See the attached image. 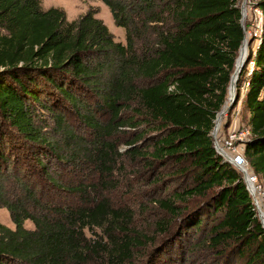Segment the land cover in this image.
Masks as SVG:
<instances>
[{
	"label": "trees",
	"instance_id": "1",
	"mask_svg": "<svg viewBox=\"0 0 264 264\" xmlns=\"http://www.w3.org/2000/svg\"><path fill=\"white\" fill-rule=\"evenodd\" d=\"M241 1L103 0L126 29L122 44L96 11L70 21L41 0H0V208L16 226L0 223V264H131L139 248L152 244L132 228V213L91 198L94 186L71 185L52 170L54 164L60 172L72 163L77 168L83 158L82 171L89 165L90 173L109 174L117 154L112 138L140 127V116L146 131L127 146L145 170L166 172L157 179H167L166 196L155 204L182 222L179 237L189 252H213L221 264H264V228L244 177L218 155L212 136L245 37ZM251 1L263 12V33L250 38L228 115L241 102L247 123H239L251 130L245 155L264 180V0ZM42 85L75 108L96 134L93 144L56 113ZM39 110L54 117V128ZM123 110L135 118L124 119ZM59 193L86 201L61 204ZM158 229L167 233L162 222Z\"/></svg>",
	"mask_w": 264,
	"mask_h": 264
},
{
	"label": "rangeland",
	"instance_id": "2",
	"mask_svg": "<svg viewBox=\"0 0 264 264\" xmlns=\"http://www.w3.org/2000/svg\"><path fill=\"white\" fill-rule=\"evenodd\" d=\"M41 1L45 10L52 7L63 9L70 21L79 19L81 16L91 10L96 11L97 17L105 23L110 32L114 35L115 41L122 44L126 43V29L118 27L115 24L111 12L109 8L103 3V0ZM256 20L257 18L255 17L254 12H250V16L245 22V27L247 24L250 25V28L247 30L253 36L250 37L249 34L250 38H255L254 30L257 28ZM249 37H247V40L250 42ZM257 43L259 42L257 41L253 44V49L256 48ZM251 46L252 44H250L248 47L246 56L247 58L245 57L246 61L248 59ZM242 57L243 53H241L239 57V63L241 62ZM251 67H253L252 64L249 66V68ZM40 88H43L42 90L49 92L50 101L55 102L53 107H55L56 113H60L61 111L63 112L69 127L73 129L78 136L85 137L87 145L90 146L93 144L94 139H92V136L94 137L96 134L91 128L84 124V121H82L81 118L77 116L76 112L74 111L75 108H73L69 102L64 101L62 96L53 89H49L44 85L40 86ZM245 92L246 88L242 87L241 100L243 99ZM88 95L89 94L87 93V96ZM60 99H62V103L60 102ZM96 101L97 98L96 100H92V102H90L89 109L91 112L95 110L94 104H96ZM241 105V102H239L236 109L237 112L229 115L227 118L228 123H230L232 119H235L238 122L240 121L241 125L247 123L246 115L244 112H242ZM39 114L40 118L44 122L51 124L50 127H55L53 121L54 117H52V115L49 113L45 114L41 110H39ZM121 116L127 120L130 118H135L134 113H132L130 110H123ZM110 118L111 117L108 114L105 117L102 116V118L99 116V120L103 124L107 123ZM136 120L141 123L140 127H128L123 131H119L112 138V143L116 146L117 154L111 157L112 162L110 165H108L111 168L109 174L105 173L102 177V175H99L97 172L90 173L89 171L91 169L89 165H85V167H83L84 171H82L81 164L82 162H85V159L83 158L81 162H76L78 169L75 168V164L72 163V165L66 166L65 169L63 168L64 171L60 172L57 171V168L60 169V167H57L54 164L52 165L53 172L56 173V175L60 174L61 179L71 185L79 186L84 182L86 185L94 186L96 190L90 195L91 198L102 196L103 198L107 199L115 209L129 211V213H132L134 216L132 228H134V230L139 233L149 236L152 240V244L143 248H139L136 251L135 258L131 264H221L219 263L220 259L216 258V254L213 252L204 251L200 253L199 250H194V253L189 252L190 247H188L186 244L185 238L181 239V237H179L178 231L182 222L181 224L179 223L180 221L177 220L173 222L172 217L167 215L163 210L160 209L159 206L155 204L156 198H163L166 196L165 188L167 186V179L162 182L164 179L163 176H166V172L157 171L154 173L145 170L143 161L136 158L132 154V150H130L127 146L128 140L136 138L139 133H142L143 130L146 131L145 125H142V117H137ZM0 122H3L1 117ZM45 124L41 123L40 125ZM2 128L3 126H1V129ZM4 129L6 130L5 126ZM45 132L49 133V129L45 130ZM51 134L54 138L60 139V134L54 135L53 131ZM11 135L6 136L5 138L8 142L10 137L12 139ZM31 164H33L32 160ZM158 178L163 179H160V182H158ZM179 185H183L182 180L179 181ZM54 196H56V200H58L61 204L79 206L80 203L86 201L81 199V197L76 194L59 193L58 195ZM87 200H90V198ZM161 222L163 223V228L165 229L163 231H166L167 233H163L158 229V223ZM0 223L13 230L16 227L12 221L10 212L5 208H0ZM25 227L28 229H34V225L31 221H26ZM88 235L92 236L91 233ZM237 264H245V260L241 259Z\"/></svg>",
	"mask_w": 264,
	"mask_h": 264
},
{
	"label": "built area",
	"instance_id": "3",
	"mask_svg": "<svg viewBox=\"0 0 264 264\" xmlns=\"http://www.w3.org/2000/svg\"><path fill=\"white\" fill-rule=\"evenodd\" d=\"M255 3V1L252 2L251 0H242L241 9L242 6L245 7L244 23L248 20L250 12H254L257 18V28L254 30V37L260 38L263 33V12L253 7ZM246 34L247 37H249V34L250 37H253L247 29ZM228 117V114L222 115L220 124L215 125V135L214 131L212 133L215 149L224 162L231 164L243 175L252 199L253 208L264 228V180L253 171L245 155L246 146L251 138V130L250 128L241 127L240 123L235 119H232L229 125L226 126Z\"/></svg>",
	"mask_w": 264,
	"mask_h": 264
},
{
	"label": "water",
	"instance_id": "4",
	"mask_svg": "<svg viewBox=\"0 0 264 264\" xmlns=\"http://www.w3.org/2000/svg\"><path fill=\"white\" fill-rule=\"evenodd\" d=\"M244 9L245 7L242 6V24H243V29H244V33H245V37H244V41H243V44H242V47H241V52L240 54L242 53L243 51V47H244V44H245V41L247 39V34H246V27H245V19H244ZM253 42V40L251 39L249 44H251ZM245 63H246V58L244 57V59L242 60L241 64H239V60H237V65H236V70H235V73L232 77V81H231V85H230V88H229V97H230V102H231V105H230V109L234 106L235 104V101H236V90H237V82L239 80V77L241 75V72L245 66ZM233 95V96H232ZM223 115V112L218 116L217 120H216V125H219V122L221 120V117ZM214 135H215V130H214Z\"/></svg>",
	"mask_w": 264,
	"mask_h": 264
},
{
	"label": "bare ground",
	"instance_id": "5",
	"mask_svg": "<svg viewBox=\"0 0 264 264\" xmlns=\"http://www.w3.org/2000/svg\"><path fill=\"white\" fill-rule=\"evenodd\" d=\"M249 41L246 39V41H245V44H244V47H243V51H242V53H243V57H242V59H241V62H242V60L244 59V57H246L247 56V52H248V47H249ZM241 55V54H240ZM240 57V56H239ZM247 58V57H246ZM238 60H239V58H238ZM241 62L239 63V64H241ZM236 92H237V90H236ZM230 96V95H229ZM233 96V95H232ZM230 105H231V102H230V97H229V100H228V103H227V105H226V107L224 108V110H223V116H225V115H227V114H229V110H231L230 109ZM219 124H220V122H219Z\"/></svg>",
	"mask_w": 264,
	"mask_h": 264
}]
</instances>
